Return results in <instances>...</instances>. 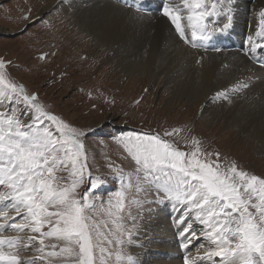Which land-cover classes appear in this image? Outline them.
Listing matches in <instances>:
<instances>
[{"label":"snow or ice","instance_id":"obj_1","mask_svg":"<svg viewBox=\"0 0 264 264\" xmlns=\"http://www.w3.org/2000/svg\"><path fill=\"white\" fill-rule=\"evenodd\" d=\"M232 3L181 0L187 9L185 23L180 7L165 2L162 15L180 41L200 48L229 28ZM214 16L227 22L216 26L210 20ZM260 17L256 35L264 37V11ZM22 19L30 21V10ZM248 42L253 53L262 47L252 36ZM11 63L0 58V264H112L113 257L117 264H136L125 251L136 227L126 203L135 187L131 178L124 183L123 170L109 164L120 190L106 206L103 201L97 206L93 195L106 180L93 176L88 166L87 133L52 114L36 94L14 81ZM179 131L163 136L129 132L113 139L134 161L144 191L156 184V199L174 204L180 247L188 251L194 241L209 242L202 255L204 246L196 244L197 256L185 255L183 264H264V177L239 169L235 162L222 163L219 152H204L195 137L189 151L165 139ZM145 202L156 200H132L139 208ZM8 229L18 235H4ZM26 230L32 234L19 235ZM29 248L36 255L22 258L20 251Z\"/></svg>","mask_w":264,"mask_h":264},{"label":"rangeland","instance_id":"obj_2","mask_svg":"<svg viewBox=\"0 0 264 264\" xmlns=\"http://www.w3.org/2000/svg\"><path fill=\"white\" fill-rule=\"evenodd\" d=\"M46 4L47 0H0V56L12 62L8 71L14 81L23 84L29 93L36 94L39 102L52 114L87 133L84 142L88 166L93 176H101L106 180V184L93 195L97 206L101 201L106 206L114 192L120 190L121 182L116 179V173L109 168V164L114 169L123 170L124 183H128L131 178L135 187L129 190L126 203L128 210L136 216V227L131 242L125 244V251L134 257L136 264L162 263L168 255L173 256L168 252L170 250L153 257V251L158 247L150 251V257L146 252L138 258L139 253L133 249L141 247L135 246L139 243L136 237L142 227L139 219H143L150 209L162 207H159V203H156V207L145 202L139 208L132 200L151 201L153 197L150 194L154 193L156 185L144 191L146 185L137 178L134 161L113 137L129 132L158 133L163 136L165 131L179 129L173 137L165 139L178 142L177 146L181 150L189 151L190 140L195 137L201 142L204 152L215 150L220 153L222 163L235 162L239 169L260 177H264V160L260 158L262 154L252 153L247 148L248 144L244 141L241 143L237 134L227 133V128L205 122L199 111L194 113L192 103L168 107L169 95L165 96L166 100L163 99L167 86H158L153 82L147 85L145 75L122 73L106 45L96 44L88 32L78 31L79 26L71 23L69 14L63 16L59 6L44 9ZM29 10L31 19L25 21L22 17L29 14ZM41 55L45 58L40 59ZM105 117L114 118L111 122ZM122 126H126L125 133L110 131L112 127L119 129ZM132 223V220L127 221L129 227ZM156 223L158 229L163 226V221ZM194 227L199 228L198 225ZM28 231L19 235H31ZM152 236L150 233L145 235L149 243L150 240L155 241ZM29 250L35 253L29 248L20 251L19 255L24 258ZM190 256L196 257L194 254ZM149 259L151 262H147ZM180 259L183 261V257ZM112 264H117L114 257ZM205 264L208 262L205 261Z\"/></svg>","mask_w":264,"mask_h":264},{"label":"bare ground","instance_id":"obj_3","mask_svg":"<svg viewBox=\"0 0 264 264\" xmlns=\"http://www.w3.org/2000/svg\"><path fill=\"white\" fill-rule=\"evenodd\" d=\"M53 6H59L63 16L69 14L71 23L79 26L78 31L88 32L96 44L106 45L122 73L145 75L147 85L153 82L167 86L163 99L169 95L166 98L170 99L168 107L192 103L194 113L199 111L205 122L227 128V133L232 135L237 134L241 143L248 144L252 153L262 154L260 158L264 160V70L258 68L248 55L227 49L212 53L192 48L180 41L163 15L138 13L112 0H47L44 9ZM239 6L243 7V14L237 16L234 34L244 32L256 23L264 9V0H252L247 15V4ZM182 10L187 15V9ZM255 54L259 56L261 51L256 50ZM247 82L251 84L245 87ZM105 118L112 122L114 117ZM169 212L163 208L150 209L143 219L138 218L142 227L138 230L136 239L139 243L135 246L141 247L133 248L139 253L138 258L146 252L150 257V251L158 247L153 251V257L168 250L173 256L168 255L164 262L156 261V264H183L180 257L197 256L196 244L200 243L194 241L187 252L183 250L178 213L175 210L169 215ZM158 221H163L160 229ZM195 229L201 230L200 226ZM147 233L152 234L155 241L149 243L145 238ZM206 248L199 249L201 255ZM34 255L29 250L24 258Z\"/></svg>","mask_w":264,"mask_h":264}]
</instances>
